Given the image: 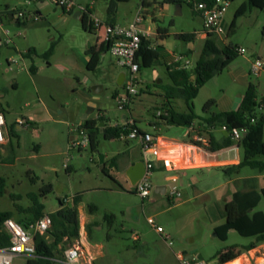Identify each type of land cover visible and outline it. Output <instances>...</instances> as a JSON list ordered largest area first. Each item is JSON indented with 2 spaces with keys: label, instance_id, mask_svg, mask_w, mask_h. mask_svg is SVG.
<instances>
[{
  "label": "rangeland",
  "instance_id": "374dc122",
  "mask_svg": "<svg viewBox=\"0 0 264 264\" xmlns=\"http://www.w3.org/2000/svg\"><path fill=\"white\" fill-rule=\"evenodd\" d=\"M195 1L182 0L181 11L164 0H130L119 5L117 24L132 25L140 14L152 33L153 47L162 54L157 64L139 73V95L130 105V111H122L117 99L126 96L127 89L118 84V79L123 71H128L106 51L103 27L85 30L75 13H66L51 0H38L30 6L26 0H0V22L10 30L9 37L13 40L0 46V98L5 107H11L12 113L7 117L11 145L0 164V178L7 181L5 194L0 198V212H12L16 222H29L31 214L27 210L35 204L43 205L44 214L49 215L60 209V201L72 206L73 198L81 196L80 240L60 245L58 259L65 261L66 249L81 246L85 264H178V254L220 264L221 251L231 246L242 248L255 240L233 230L224 241L217 236L216 228L227 221L226 201L234 192L248 190L240 178L259 175L258 188H264V174L257 170L244 168L232 177V184L224 186L227 178L218 168L190 171L180 181L167 182L166 177L172 173L158 165L151 177L152 192L142 199L126 175L129 164L144 162L138 141L101 137L96 150L90 143L70 148V128L82 122L91 101L98 108L92 117L102 114L109 126L132 116L139 128L158 134L150 123L164 102L156 83L169 82L164 64L168 54H174L177 49L186 53L193 71L205 44L201 37L192 42L177 38L203 29ZM244 3L248 0L229 1L223 17L226 35L214 38L219 49L231 46L244 48L246 53L238 54L227 69L200 89L194 100L197 122L220 112V105L225 108L239 105L251 82L262 83L264 88V73L259 76L250 73L251 63L264 58V8L249 7L245 15L236 18ZM7 5L12 14L17 9H27L38 18L23 25L12 24ZM81 5L98 20H107L108 0H82ZM234 21L236 26L231 29ZM159 28L169 32L166 46L160 45ZM52 45L54 51L46 57ZM90 46L95 47L99 61L94 70L87 67ZM29 51H33L32 56L28 55ZM97 86L101 89L99 94L93 91ZM210 100L216 104L205 112ZM261 101L259 96L258 105ZM174 106L179 112L186 111L182 100H176ZM257 115L264 118V108L258 107ZM29 116H37V123H31L28 129L11 126L17 118L26 120L24 117ZM175 128L180 131L177 136L167 129L162 135L182 140L185 128ZM100 156L105 157L104 165ZM222 159L223 156L218 157ZM159 186H167V193H157ZM214 187L217 188L213 192H200ZM173 188L180 197L171 196ZM90 205L98 210L91 213ZM256 210L264 212V201ZM150 217L156 219L162 234L149 224ZM27 259L18 257L14 264H26Z\"/></svg>",
  "mask_w": 264,
  "mask_h": 264
},
{
  "label": "trees",
  "instance_id": "16d2710c",
  "mask_svg": "<svg viewBox=\"0 0 264 264\" xmlns=\"http://www.w3.org/2000/svg\"><path fill=\"white\" fill-rule=\"evenodd\" d=\"M32 1L36 2L38 0ZM129 1L108 0L107 20L105 23L116 25L119 5ZM206 1L212 3L213 0ZM164 3L181 5L182 0H164ZM144 5H146V2H144ZM249 7L263 9L264 0H248V3H244L237 11L236 18L245 15ZM13 15L15 14L13 13ZM80 20L85 30H94L93 26L89 25L87 16H82ZM9 22H12V20L9 19ZM231 26V29L235 28V21ZM158 36L166 39L169 36V32L165 28H159ZM214 37L210 36L205 40L201 56L193 71L180 69L179 63L166 66L168 84L162 83L158 85L156 83V86L162 90L164 99L160 109L161 116H154L151 125L154 127L172 126L188 129L198 123L201 133L209 140V150L211 152L229 149L235 144L243 150V157L238 164L218 168L224 172L227 180H231L236 174L239 175L241 170L247 167L264 174V118H259L257 115L258 99L261 96L264 101V93L260 89L259 84L254 82L249 84L237 110L214 113L210 117L197 122L198 116L194 112V100L197 98L200 89L227 69L238 56L237 49L231 46L219 49ZM196 38L197 33L180 35V39L186 42H192ZM105 48L106 51H109L108 45ZM53 51L54 45H52L45 56L50 57ZM87 53L91 55L88 68L94 70L99 64L98 59L95 57V47L93 46ZM32 54L33 51H29L28 55L32 56ZM160 59L161 55L153 47V41L150 38L142 37L141 48L136 56L140 72L144 68L154 66ZM32 71H34V68ZM176 100L184 101L186 111L179 112L175 109L174 103ZM215 104L214 100H210L205 105L204 111H210V108ZM101 123H105L104 129L101 128ZM108 123L104 116H99L96 119L90 117L81 122L80 129L87 133L90 147L93 150L99 147L101 137L108 140L120 139L122 129L112 128ZM223 126H226L229 132L232 129H246V132L242 134L239 142L235 143L230 135L219 131ZM157 168L155 167L154 171ZM254 181L255 179L245 180L244 184L247 185L248 190L238 191L233 194L229 201H226L227 221L216 228V233L224 241L228 239L229 233L233 230L245 238H253L255 240L242 248L231 246L221 251L219 253L221 264L233 262L240 258L243 253L264 244V212L256 210L259 204L264 201V188L258 191L255 185L252 184ZM6 185V179L0 178V198L5 194ZM80 202L81 196L79 195L73 198L72 206H67L63 201H60V209L55 213L49 214L52 218L51 229L45 235L36 234L34 236L33 244L36 252L34 257L27 259L26 264H56L55 260L58 259V254L61 253L60 245L73 244L75 241L80 240L81 223L78 210ZM43 209V205L35 204L27 210L31 214L30 221H20L18 223L28 227L30 223L37 222L45 215ZM97 210L98 208L95 205L89 206L91 213ZM110 218L112 219V217H107V219L111 220ZM10 219H13L12 212H0V249H5L12 245L11 236L4 228L5 222Z\"/></svg>",
  "mask_w": 264,
  "mask_h": 264
},
{
  "label": "built area",
  "instance_id": "2783aa9c",
  "mask_svg": "<svg viewBox=\"0 0 264 264\" xmlns=\"http://www.w3.org/2000/svg\"><path fill=\"white\" fill-rule=\"evenodd\" d=\"M27 6L32 5V0H26ZM59 8H62L66 13L81 12L82 16H87L89 25L93 26L94 30H98L101 27L104 29V42L109 46V52L112 57L118 61V63L127 69V75L125 80V87L127 94L124 97L118 98V107L120 110H129L130 105L134 99L139 95L137 86L139 84V64L136 61L137 53L141 48L142 37L150 38L152 33L143 25V18L140 14L137 15L135 22L129 26H122L119 24L109 25L103 21L98 20L91 15L89 10L79 4L76 0H51ZM229 5V0H213L212 3L206 0H196L194 8L198 11L203 19V29L197 33V37H201L206 40L210 36L222 37L226 35L224 28L223 17L225 11ZM15 15L17 24H25L27 21L37 16L32 15V12H28L27 9H17L13 12ZM142 27H145L143 29ZM4 34V38L0 37V46L5 44H11L13 40L9 37L11 34L8 28H3L0 22V36ZM20 35V34H18ZM237 52L240 55H244L246 50L244 48H237ZM180 69L187 71L191 70V62L185 57H181ZM250 73L253 76H259L264 73V58H257L251 63ZM260 109L264 108V101L262 99ZM158 117L161 116V112H158ZM254 121V120H253ZM22 129H28L31 125L29 121L20 120L17 124ZM6 127V119L2 113H0V146L5 143L4 129ZM110 127L115 129H122L120 134L121 140L138 141L141 146L142 155L145 164V174L143 178L134 186V191L142 199H146L152 192L151 177L157 162L161 163L163 168L172 173L166 178L167 182H177V173L185 168L184 158L181 155V149L188 147L192 149H198L209 160L215 161L216 158L223 155L222 151L211 152L209 150V140L203 136L201 130L196 128L195 125L188 128V133H194L192 140L189 144H183L176 141H169L164 139L161 132L158 134H151L149 132L142 131L132 116L127 117L122 123H110ZM71 131H79V137L72 141L70 148H80L87 146L90 141L87 133L80 129V125H72ZM220 132L230 135L235 143L239 142L242 134L246 132V129H232L228 131L226 126L219 129ZM80 137L82 140H80ZM237 145V144H235ZM234 145V146H235ZM231 147L228 151H234L235 148ZM238 146V145H237ZM171 196L180 197V193L175 188L170 191ZM149 224L155 228V230L162 234L161 227L156 225V219L153 217L148 218ZM52 227V218L50 215H44L37 222L25 227L13 219L5 222L4 228L11 236L12 245L5 249H0V264H14L15 259L18 257H34L36 249L33 244V239L36 234L45 235ZM167 237L166 239H168ZM84 250L81 246H72L65 251V264H85L84 258L81 259ZM177 260L179 264H209L204 260H200L196 257H189L185 254H178ZM256 264H264V259Z\"/></svg>",
  "mask_w": 264,
  "mask_h": 264
},
{
  "label": "crops",
  "instance_id": "0c3cea01",
  "mask_svg": "<svg viewBox=\"0 0 264 264\" xmlns=\"http://www.w3.org/2000/svg\"><path fill=\"white\" fill-rule=\"evenodd\" d=\"M79 4H82V0H76ZM6 12L7 13H10L12 14V11H11V8H9V6L7 5L6 6ZM14 12V11H13ZM9 14V15H10ZM76 14V13H75ZM41 15V14H39ZM0 21H2L0 19ZM13 21L15 23H13ZM105 22V21H103ZM12 24H16V19L15 17L12 19ZM117 24V22H116ZM144 26V24L142 25ZM143 28V27H142ZM157 35H158V32H157ZM179 37V38H178ZM178 39H180V35L177 36ZM162 39V38H161ZM154 43V42H153ZM160 45H164L166 46L167 45V41L166 39H162L161 40V43ZM93 46H90L89 49H91ZM88 49V50H89ZM157 51L159 52V49H157ZM88 52V51H87ZM170 52V50H169ZM168 52V53H169ZM160 53V52H159ZM167 53V51H166ZM167 53V54H168ZM88 54V53H87ZM95 54H96V51H95ZM186 54V53H185ZM185 54L184 53H181L179 51V49L176 50V52L174 54H168V58L167 60H165L164 64L166 66L168 65H173V64H181L182 62L180 61V58L181 57H185ZM160 55L162 56V54L160 53ZM91 58L89 59L88 61V65H89V62H90ZM88 67V66H87ZM16 86V84H14V87ZM260 86V89L262 90V92L264 93V88H263V85L262 83L259 84ZM93 103V105H92ZM241 103V102H240ZM89 106L93 107L95 109V112H96V109L97 108V105L94 103V102H90L89 103ZM240 104L237 105V106H234L233 108H225V107H222L221 105L219 106L220 107V112H230V111H235L239 108ZM230 107V106H229ZM232 107V106H231ZM0 113H2L6 119V127L4 129V137H5V143L0 146V164H3V162L5 161L4 158H3V155H6L7 154V148L11 145V140H10V132H9V124L7 122V117L8 115H12L11 113V107L10 106H7L5 107L3 105V103L1 102V98H0ZM61 114L64 113V111H61L60 112ZM94 115V114H93ZM99 116H103L102 114H96L94 117H92L93 119H96L98 118ZM26 120H28L30 123L34 124V123H37V116H29L28 118L27 117H24ZM127 117H124V119H126ZM21 120V118H17L14 122V124H11V126L15 125L16 128L18 130H22V128H20L17 123ZM83 121V120H82ZM137 122V121H136ZM81 124V123H80ZM79 124V125H80ZM151 125V123H150ZM138 126V124H137ZM152 126V125H151ZM139 127V126H138ZM154 127V126H153ZM195 127L196 128H199V124L196 123L195 124ZM141 129V128H140ZM155 130L158 129V131H160L161 135L163 132H165V129L169 130L170 133H173V134H176V136L178 134H180V131L177 130L175 127H172V126H160V127H154ZM142 130V129H141ZM144 131V130H142ZM146 132V131H145ZM79 134L80 132L79 131H71L70 130V138H71V141L77 139L79 137ZM195 134L194 133H188V130L185 128V131L183 132L182 134V140H178V139H171V138H168L164 135H162V137L164 139H167L169 141H176V142H179V143H183V144H189L192 140V137L194 136ZM235 150L234 151H228V150H231V149H225V150H222L223 152V158L222 160H218V158H216L215 161H212V160H209L208 158L205 157V155L202 154L201 151H199L198 149H192V148H188V147H185L183 149H181V155H182V158H184V163H185V168L183 170H181L180 172L177 173V181H180L182 179V176H188V172L190 171H197V170H204V169H211V168H219V167H222V166H226V165H231V164H238L243 155L241 154V148H239L237 145L234 146ZM135 163H131L127 166V171L128 169L134 165ZM158 165L160 167L163 168L162 164L157 162L155 167H158ZM164 169V168H163ZM165 170V169H164ZM166 171V170H165ZM261 176H253V177H247V178H240L239 180L242 181V183H244L245 180H248V179H255V181L252 183L253 185H255L256 189H260L258 188V184H257V178H260ZM167 178V177H166ZM234 180L231 179V180H226L225 185H230L232 184ZM217 187H214V188H207L205 189L204 191H200V192H204V193H210V192H213L216 190ZM247 191V190H246ZM236 193V192H234ZM233 193V194H234ZM232 194V196H233ZM231 196V197H232ZM231 198H229L227 201H229ZM179 200V199H178ZM188 200H190V198H188ZM14 220V219H13ZM248 253V254H247ZM245 252L243 253L240 258H238L237 260L239 261V264H256L260 261H262L264 259V244L258 246L257 248L249 251V252ZM191 257V256H189ZM236 261V260H235ZM234 262V261H233ZM233 262H230V263H227V264H233ZM55 263L56 264H65L64 263V260H60V259H56L55 260ZM221 264V263H220Z\"/></svg>",
  "mask_w": 264,
  "mask_h": 264
},
{
  "label": "water",
  "instance_id": "95a60500",
  "mask_svg": "<svg viewBox=\"0 0 264 264\" xmlns=\"http://www.w3.org/2000/svg\"><path fill=\"white\" fill-rule=\"evenodd\" d=\"M177 8L181 11V5H177ZM82 17V13L81 12H77L75 14V18L76 19H81ZM10 20H12L14 18V15L13 14H10L9 17H8ZM13 23H15L13 21ZM143 29H145V27H143ZM179 38V37H178ZM126 75L127 73L126 72H122L119 76V79H118V84L120 86H123L124 83H125V80H126ZM162 81L159 80L158 81V84H160ZM93 91L96 93V94H99L101 92V89L100 87H94L93 88ZM93 105V103H92ZM95 113V109L91 106H89L84 114V116L82 117V120H87L89 119L93 114ZM105 127V123H101V128L104 129ZM103 132V131H102ZM227 135V133H226ZM100 163L102 165L105 164V157L103 156H100ZM145 174V164L144 162H138V163H135L134 165H132L128 171L126 172V175L128 177V180L130 181V183L135 186L144 176ZM156 192L157 193H161V194H166L167 193V186H159L156 188Z\"/></svg>",
  "mask_w": 264,
  "mask_h": 264
},
{
  "label": "bare ground",
  "instance_id": "6f19581e",
  "mask_svg": "<svg viewBox=\"0 0 264 264\" xmlns=\"http://www.w3.org/2000/svg\"><path fill=\"white\" fill-rule=\"evenodd\" d=\"M233 264H239V261H238V260H236V261H234V262H233Z\"/></svg>",
  "mask_w": 264,
  "mask_h": 264
},
{
  "label": "flooded vegetation",
  "instance_id": "af4514ba",
  "mask_svg": "<svg viewBox=\"0 0 264 264\" xmlns=\"http://www.w3.org/2000/svg\"><path fill=\"white\" fill-rule=\"evenodd\" d=\"M51 3H53V2H51ZM54 4V3H53Z\"/></svg>",
  "mask_w": 264,
  "mask_h": 264
}]
</instances>
